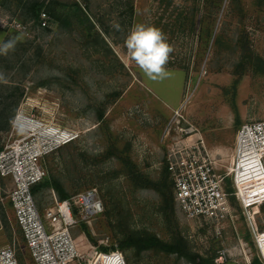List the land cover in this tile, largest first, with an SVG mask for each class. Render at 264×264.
Listing matches in <instances>:
<instances>
[{
	"label": "rangeland",
	"instance_id": "1",
	"mask_svg": "<svg viewBox=\"0 0 264 264\" xmlns=\"http://www.w3.org/2000/svg\"><path fill=\"white\" fill-rule=\"evenodd\" d=\"M138 24L161 29L173 48L164 79L128 53ZM255 120H264V0H0V152L36 146L46 130L76 134L40 160L69 196L98 190L104 211L71 229L86 259L156 236L217 264H264L254 234L264 252V193L248 177L245 206L229 174L237 131ZM193 144L227 174L219 220L191 219L177 204L170 160ZM13 188L0 172V247L35 264ZM34 196L44 213L59 194L45 185ZM123 251L128 264H192L156 248Z\"/></svg>",
	"mask_w": 264,
	"mask_h": 264
},
{
	"label": "built area",
	"instance_id": "2",
	"mask_svg": "<svg viewBox=\"0 0 264 264\" xmlns=\"http://www.w3.org/2000/svg\"><path fill=\"white\" fill-rule=\"evenodd\" d=\"M45 132L47 130L44 134L51 136L43 135L36 146L24 149L16 142L10 150L0 152V172L13 178L10 200L35 264H128L124 251L118 247L96 250L87 259L76 247L72 227L104 211L96 188L66 199L55 196V204L41 212L32 192V186L47 175L40 156L76 137L74 132L60 129L54 130V134ZM250 160L257 163L255 168L249 167L252 173L260 172L264 176V120L244 122L237 131L235 157L229 174L236 186L235 193L241 196V185H247L245 182L251 175L246 166ZM169 171L177 204L187 217L219 220L226 216L227 174H218L208 154L199 146L193 144L178 149L170 160ZM254 234L258 240L260 233L254 230ZM0 264H20L14 247H0Z\"/></svg>",
	"mask_w": 264,
	"mask_h": 264
},
{
	"label": "clouds",
	"instance_id": "3",
	"mask_svg": "<svg viewBox=\"0 0 264 264\" xmlns=\"http://www.w3.org/2000/svg\"><path fill=\"white\" fill-rule=\"evenodd\" d=\"M11 43L4 47H10ZM125 45L131 59L149 79H164L169 75L166 65L173 48L161 29L152 25H135L129 31Z\"/></svg>",
	"mask_w": 264,
	"mask_h": 264
},
{
	"label": "trees",
	"instance_id": "4",
	"mask_svg": "<svg viewBox=\"0 0 264 264\" xmlns=\"http://www.w3.org/2000/svg\"><path fill=\"white\" fill-rule=\"evenodd\" d=\"M45 185L52 186L59 194L61 199L69 198V193L65 190L60 180L55 178H50L49 175H46V178L43 181L38 182L32 186V192L35 194L38 189L42 188ZM121 250H126L131 247H136L137 249H149L156 248L166 252L178 253L185 255L192 264H217L214 261V258H207L200 254H190L183 251L182 247L179 244L168 243L156 236H138V237H129L120 241L117 246ZM252 264H259L258 260H253Z\"/></svg>",
	"mask_w": 264,
	"mask_h": 264
},
{
	"label": "bare ground",
	"instance_id": "5",
	"mask_svg": "<svg viewBox=\"0 0 264 264\" xmlns=\"http://www.w3.org/2000/svg\"><path fill=\"white\" fill-rule=\"evenodd\" d=\"M28 120V119H27ZM33 120V119H32ZM25 121H26V119H25ZM24 126V125H23ZM27 126V125H26ZM30 128H38V125L37 124H35V123H31V125L29 126ZM26 128H28V127H26ZM49 132V134H54V130H47V132H45V133H48ZM35 133V132H34ZM250 163L249 164H247L246 166H248V168L249 167H251V166H254V168L256 167V161L255 160H250L249 161ZM248 172H250L251 173V175H250V177H249V179H250V181H251V183L253 184V187H254V192L255 193H264V176H263V173L261 174L260 172H257V175H254L253 173H252V171H251V169L249 168L248 169ZM241 190H242V199H243V201H244V203L247 205V206H250L246 201H245V193H244V189H243V186L241 185ZM258 236V247H259V250H260V252L262 253V255H263V257H264V252H263V250H262V247L260 246V243H259V238H260V236H261V233L260 234H258L257 235Z\"/></svg>",
	"mask_w": 264,
	"mask_h": 264
}]
</instances>
